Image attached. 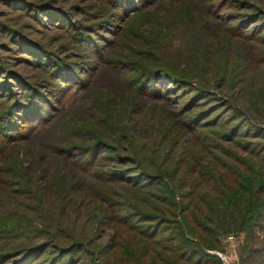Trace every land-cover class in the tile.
<instances>
[{
  "label": "rangeland",
  "instance_id": "obj_1",
  "mask_svg": "<svg viewBox=\"0 0 264 264\" xmlns=\"http://www.w3.org/2000/svg\"><path fill=\"white\" fill-rule=\"evenodd\" d=\"M217 253L264 264V0H0V264Z\"/></svg>",
  "mask_w": 264,
  "mask_h": 264
},
{
  "label": "trees",
  "instance_id": "obj_2",
  "mask_svg": "<svg viewBox=\"0 0 264 264\" xmlns=\"http://www.w3.org/2000/svg\"><path fill=\"white\" fill-rule=\"evenodd\" d=\"M22 115L20 117H28L30 115H32L34 112L32 106H27L24 109L21 110ZM19 117V116H16ZM215 264H220V263H215Z\"/></svg>",
  "mask_w": 264,
  "mask_h": 264
},
{
  "label": "built area",
  "instance_id": "obj_3",
  "mask_svg": "<svg viewBox=\"0 0 264 264\" xmlns=\"http://www.w3.org/2000/svg\"><path fill=\"white\" fill-rule=\"evenodd\" d=\"M217 254L220 256L221 264H230V262L228 261V259L225 256H223L219 253H217Z\"/></svg>",
  "mask_w": 264,
  "mask_h": 264
}]
</instances>
